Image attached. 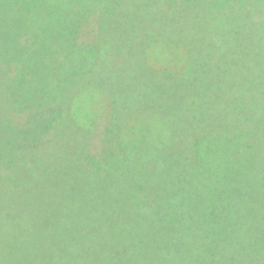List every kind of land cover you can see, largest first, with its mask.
I'll return each instance as SVG.
<instances>
[{"label":"rangeland","instance_id":"rangeland-1","mask_svg":"<svg viewBox=\"0 0 264 264\" xmlns=\"http://www.w3.org/2000/svg\"><path fill=\"white\" fill-rule=\"evenodd\" d=\"M6 1L11 3H1L0 8H10L9 14H13L12 16L0 15V23L6 31L5 34H0V47H5L11 57H18V51L27 49L16 42V38L22 36L24 41L27 40L30 43L32 39L40 40L39 48L35 47L32 51L37 55H43L41 56L43 63L51 61L61 63L63 58L65 63L72 61L78 63L83 69L78 77L83 80L79 82L77 65L74 67L75 75L71 76L72 85L64 87L66 95L58 104V112L62 111V114L66 112L68 116L70 103L76 101L80 104L81 108L77 111L79 121L75 123L76 117L72 119L71 116L67 124H59V121L56 123L58 128L53 134L57 135L59 130L62 132L61 129L71 130L68 125L72 124V127L78 129L76 124H79V128H82L80 126L85 127L83 130L86 131L85 136L88 138L87 140L83 137L79 139L82 147L79 150L90 144L92 147L85 151H79L78 148L71 149L70 154L65 156V160L62 156L57 157L56 164L63 167L67 158L81 159L87 154H94L95 149L99 165L105 162L95 174L96 176L91 179L82 178L85 175L84 171L72 166L56 174H51L48 170L43 173L48 176L44 175L42 180L33 182L31 177L36 176L34 168L26 167V179L18 188L15 183L8 185L5 182L7 178L10 181H14L15 178L0 170V229L4 226L5 219L9 217L10 209H14L18 201L22 204L35 205L34 208L39 207L28 222L25 220V223H22L28 225L27 228L19 229L23 220L21 213H18V218L12 225L14 234L20 231L15 245L17 247L21 245L20 254L28 259V264H51V259L57 256L61 257L60 264H129L123 254L116 253L112 259L111 256L107 257L102 248L105 245L111 250L116 248V231L125 224L124 221L116 219L114 209L119 208L116 210V212L119 211L118 217L125 218L128 214L134 215V211L142 201L137 192L127 193L116 190V186H120V184L115 185L118 183V178L112 177L106 182L102 180L101 177L109 175L108 169L115 164L109 158L116 154L117 159L122 162L130 158V154L135 156L139 153L148 154L154 151L156 155L157 147L162 145L166 139L164 135L171 138L176 135L175 138H178L179 143L187 141L199 143L200 138L203 139L208 134L196 132H209L218 127L219 135L222 137L225 127L229 128L231 123L237 124L238 119L242 120L243 114L224 115L218 109H213V105L227 102V99L231 98V96L227 97L228 93H232L233 87L237 85L251 88V264H264V0L183 1L188 6L207 7L200 8L201 13H204L200 21L210 24L222 12L232 11L236 6L244 5L248 11H251L249 16L243 14L240 18L235 13L234 18L232 20L230 18L231 21L225 19L217 22L215 24L216 34L222 37H217L218 43H211V32L205 30L210 25L202 30L198 22L192 18L186 26L185 20L182 19V23L174 28L170 24L163 26L148 20L151 15L148 9H158L153 6L155 4L153 0L119 2L117 0H53L55 4L60 2L57 7L60 8L59 10L62 9L64 14L58 13V9L53 4L52 6L44 4V0H22V2L16 0L19 6L17 3L13 4L14 0ZM179 2L181 1L177 0V3ZM23 3L31 5L30 8L34 11L39 10L35 19H33L34 16H29L30 21L35 22L34 26L23 20L26 13ZM20 8H24L21 14L18 10ZM53 10L58 14H51ZM113 13L119 15V18L122 17L124 22L129 21L128 15H130L134 19L133 22H136L135 26L129 31L122 30L120 21L110 19L109 15ZM103 15H106L107 24L102 26L104 29L101 33L102 47L96 57L97 47L94 42L100 31L97 30V22L101 23ZM51 19L53 20L50 21ZM9 23L12 24V34L7 33ZM83 24L87 26L90 24V27L86 28ZM126 38L141 40L139 49L134 46L126 49L125 52L128 54L125 60L123 56L113 58L118 47H121L120 40ZM158 38L163 41L161 44L163 48H160L163 55L158 57L157 50L155 51L153 60L155 79L142 77L141 87L137 90V83H140L133 80L136 78L133 70L136 73L141 71L142 74L144 70L146 71L147 56H144L142 51L145 46L144 39L155 41ZM164 39H171L175 46L188 49L185 50L188 56L183 55V52L172 53L174 47L165 43ZM243 42H247V47L251 50H246L244 47L238 48L244 44ZM148 47L154 52L152 45ZM218 47H222L223 50L219 51ZM129 55L130 62H128ZM97 58L101 66L95 72L93 63ZM178 61H181L178 70L181 71L180 77L171 79L170 76H174L175 73H171L170 68L173 69ZM6 64H0V70L9 67L10 73L15 71L16 67L11 59ZM249 64H251V76L246 72L244 76H241V68L246 69ZM60 67L61 65L57 66L58 71H61ZM50 69L55 70L56 68L51 67ZM233 74L238 76L234 77ZM88 82L89 85L85 87ZM77 84L79 85L76 89ZM24 92V90L16 91L19 100ZM93 95L95 97L91 99ZM100 98L103 101L102 106L97 105ZM35 100L36 97L32 93L29 98L24 99L26 103L32 104L36 103ZM41 104V101L33 104V109L37 110ZM11 105L12 103L5 105V97L0 89V135L2 133L0 140L9 139L10 132H13L15 143L20 140V144H28L33 146L32 148L38 147L43 143L42 139H38L43 134L50 133L48 128L46 129V125L34 128L32 117L35 114H28V112L20 114L16 110L13 111ZM44 108L46 110L45 104ZM27 128L30 129L29 137L23 139L21 134L27 131ZM33 136L34 141L33 138L31 139ZM58 143L57 148L61 149L60 145L63 140H59ZM172 144L173 142H170L164 147ZM99 147H103V151L98 152ZM38 151L39 155L35 152L25 154L24 162L35 160L37 156L44 160L46 150L37 149V153ZM5 155H8V151L0 145V158H6ZM158 164L160 168V163ZM235 166L236 170L232 168L234 172L238 169L236 164ZM8 167L9 165L6 168ZM219 167L222 166H217ZM82 179H88L92 189V192H87L85 203L80 201L73 208L72 205L60 204L63 209L72 210L67 219H62L65 217L62 216L57 220H50L43 215L45 209L52 208V204L47 199L51 198L52 202L59 199L61 189L57 192L56 188H53L54 181L74 183L77 180L82 182ZM27 181L32 186L31 188L25 187ZM60 184L61 188L63 185L67 186L68 183ZM66 198L64 196V200ZM147 204L149 212L145 217L151 219L156 215L157 204L152 202L151 198H147ZM169 208L170 206L164 212L167 213ZM84 214H89L90 217L85 218L82 223L77 222L76 220ZM135 221L130 219L128 226L132 227ZM143 223L148 224L146 221ZM51 227L54 230L51 231ZM137 229L133 228L131 233L133 234ZM105 230L109 233L106 234ZM245 230L244 227V232ZM14 234L9 232V242L15 240ZM248 238L249 236H246L247 241ZM4 239L5 234L0 233V241ZM220 241L222 243L224 239ZM201 252H204L203 248L199 249V253ZM12 257L15 256L12 255Z\"/></svg>","mask_w":264,"mask_h":264},{"label":"trees","instance_id":"trees-1","mask_svg":"<svg viewBox=\"0 0 264 264\" xmlns=\"http://www.w3.org/2000/svg\"><path fill=\"white\" fill-rule=\"evenodd\" d=\"M14 1L13 4L15 5L17 3L19 6V3L16 0ZM20 1L22 2V0ZM179 1L181 2L177 3V0H153V3H155L153 6L158 9H148L151 11L148 20L163 26H165V24H170L174 28L179 23H182V19L185 20L186 26V23L192 18L198 22L202 30H204L205 26L210 25V27L205 30L211 32V43H218L219 39L217 37H221V35L216 34L217 30L215 29V24L217 22L225 19L230 20V18L232 20L235 13L238 14L240 18L243 17V14L247 16L251 14V11H248L244 5H240L239 7H233L232 11L222 12L214 19L213 23L210 24L209 22L200 21L203 19L204 14L201 13L200 8L207 7L201 6L199 8L197 5L188 6L183 2L187 0ZM5 2L8 1L1 0L0 5ZM43 3L48 6H52L51 4H53V6H56L58 9V13H63V10H59L60 8L57 7L60 2L55 4L53 0H44ZM23 4L26 10L23 20L34 26L35 22L30 21L29 16H34L33 19H35L39 10L34 11L33 8H30L31 5L29 6L26 3ZM121 7L120 5V8ZM171 8L174 10H170ZM18 10L21 14L24 8ZM9 11L10 8H0V15L12 16L13 13L9 14ZM52 13L58 14L54 10L51 14ZM51 14H49L50 17ZM128 16L129 21L124 22V19L122 17L119 18L120 16L115 13L109 15L110 19L120 21L121 29L125 31L131 30L135 26L134 23H136L133 22L134 19L130 17V15ZM91 17L92 15L90 18ZM105 17L106 15L103 17L101 23L97 22V30L99 29L100 31L96 35L94 42L97 47V51H95L96 57L100 53V48L102 47L103 36L101 33L104 30L102 26L107 24ZM100 19H102V17ZM52 20L53 19L50 21ZM83 25H85L86 28L90 27V24H88V26L87 24ZM8 27L9 31L7 33L12 34V24L9 23ZM40 28H42L41 25ZM149 29L151 28L149 27ZM186 30L187 29H185V31ZM5 32L3 25L0 23V34H5ZM38 32L44 34V32ZM16 42L27 48L26 50L21 49V51H18V57H11L5 47H0V64L7 65L6 62L11 59L16 67L15 71L11 73L9 72L11 71L9 67L0 70V89L5 97V105L12 103V110H16V112L20 114L24 112L35 114L32 117L34 128H39V125H46V129L48 128L50 133H46V135L43 134L38 139H42L43 143L36 148H32L33 146L28 144H20V140L15 143L13 132H10L11 135L9 139L0 140L1 147L6 148L8 151V155H5L6 158H0V170L15 178L14 181H10V179L7 178L5 182L8 183V185H13L15 183L18 188L26 179V167L34 168L36 176L31 177L33 182L42 180L44 175L48 176L47 174H43L48 170L51 171V174H56L64 172L67 168L72 166L81 168L82 172L84 171L85 175L82 178L91 179L93 176H96L95 174L105 163L99 165L96 149L94 154H87L81 159H73L70 157L72 159L70 160L67 158V162L63 167L56 164L57 157L60 158L62 156V159L65 160V156L70 154L71 149L75 150L78 148L79 150L82 148L79 139H82V137L86 140L88 139L85 136L86 131L83 130L85 127L80 126L82 128H79V124H76L78 126V129H76L72 127V124L68 125L71 130L68 128L65 130L61 129L62 132L59 130L57 135L56 133L53 134L58 128L56 123L59 121V124H67L69 120H71V117L72 119L76 117V120H74L75 123L79 121L77 118V111L81 108L80 104H77L76 101L70 103L69 116L66 112H64V114H62V111L58 112V104L62 102V99L66 95L65 88L72 85L71 82L73 79H71V76L75 75L74 67L77 65L78 68L77 79L80 74H82L83 69L78 63L72 61L65 63L63 58L61 63H56V61L43 63L41 58L43 55H37V53L32 51L35 47L39 48L40 45H38V43H40V40L32 39L30 43L27 40L24 41V38L20 36L16 38ZM139 42L141 43V40L135 38L121 39V47H118L115 55L112 57L117 59L118 56L119 58L123 56L125 60L128 54L125 50L130 49L132 46L139 49ZM164 42L174 47L172 53L183 52V55L188 56V53L185 51L188 49L175 46L173 40L164 39ZM162 43L163 41L159 38L155 41L144 39L145 46L142 51L143 55L147 56L146 71L144 70L142 74L141 71L136 73V71L132 69L136 77L133 80L140 83H137V90L141 87L142 77L145 76V79L148 77L149 79H155L156 72L153 70V60L155 59L156 50L158 57L163 55L160 49L163 48L161 46ZM243 43L244 44L238 48L244 47L246 50H251L247 47V42ZM149 45H152L154 52L149 49ZM222 50V47H220L219 51ZM130 61L131 57L129 55L128 62ZM67 64L68 66H66ZM179 64H181V61L174 64L175 66H173V69L175 70L170 68V72L175 73L174 76L169 73L171 79H178L180 77L181 71H178L180 68ZM58 65H61L60 68L62 72L58 71ZM100 66L101 62H98L97 58L96 62L93 63V68L94 70L96 69L95 72ZM51 67H55L56 69H50ZM245 72L246 74L250 73L251 76V64H249L246 69L242 67L240 75L244 76ZM233 76L237 77L238 75L233 74ZM82 80V78L78 79L79 82H82ZM78 85L79 84L75 86L76 89ZM88 85L89 82L85 87ZM27 89L30 90L27 91ZM17 90L25 91L20 100L16 95ZM31 93L35 95L36 103L38 101L42 102L37 110H34L32 106L36 103L32 104L24 101L26 97L29 98ZM84 94H82V96H84ZM229 96H231V98L227 99V102L213 105V109H218L224 115L243 114V122L238 119L237 124L231 123V125L228 126L229 128L225 127L223 134L226 137L224 135L222 137L226 142L220 137V129L218 127L209 132H196L193 130V132L208 135L204 138L202 137L203 139L200 138L199 143H189L188 141L186 143H179L178 138H175L176 135H174L173 138L164 135L166 139L162 145L157 147L158 153L156 152V155H154V151L148 154L139 153L135 156L130 154V158L124 159L122 162L117 159L116 154H113L109 158L114 161L115 164H112L108 169L109 175L99 177L105 182L112 177L118 178V183H115V185L120 184V186H116V190L120 192L125 191L127 193L137 192L142 203L134 211V215L128 214L125 218L123 216L118 217L119 211L116 212V210L119 208L114 209L116 219L124 221L125 224L116 231V248L111 250L107 245L102 248L107 257H112L116 253H120L123 254L129 264H239V262L240 264H251V88L241 85L234 86L232 93H228L227 97ZM94 97L95 95H93L91 99ZM101 98L98 101V106L103 102ZM5 120L9 121L8 119ZM29 130L27 128V131L25 130L24 133L21 134L23 139L29 137ZM1 137L2 133L0 135V138ZM32 138L34 141V136L31 137V139ZM59 140H63V143L60 145L61 149L57 148L59 145L57 142ZM166 140H172L170 142H173V144L164 147L170 143ZM91 147L92 144L88 147L84 146L83 149L79 151L89 150ZM37 149L46 150L45 153L47 154L45 159L41 160L37 156L35 160L24 162L23 156L27 153L35 152L36 155H39ZM103 149V147H99L97 151L101 152ZM224 156H227L226 159H222ZM158 162L160 163V168ZM235 164L238 167L236 172L233 170H236ZM8 165L9 167L6 168ZM217 166L226 168H217ZM88 167H90V169ZM82 180V182L77 180V182L74 183L59 180L54 181L52 184L53 188H56L55 190L57 192L61 189L58 196L59 199L54 202H52L53 200H51V198L47 199L50 204H52V208L45 209L43 215L50 220H57L58 217L62 218V216H65L62 219H67L72 210L63 209L60 204L72 205L73 208L75 205L79 204L78 202L80 201L85 203L87 192H92V189L89 186L90 181H88V179ZM62 182L68 183L69 185H63L60 188V183ZM27 186H29V188L32 187L28 181L25 187L28 188ZM48 196H50L49 193ZM64 196L67 197L66 200H64ZM147 198H151V201L157 204L155 208L156 215L152 216L151 219L145 217L149 212ZM34 206L35 205L22 204L18 201L14 209H10L9 217L5 219V224L0 229V233L5 234V239L2 242L0 241V264H28V259L23 258L20 254L21 245L19 247L15 245L19 239L20 231L14 234L12 225L16 222L18 213H21L23 215V220L19 229L27 228L28 225L22 223H25V220L28 222L32 214L38 211L39 207L34 208ZM169 206V211L165 213L164 210ZM136 212L139 215L136 214ZM25 217L27 218L25 219ZM83 217H80L79 220L76 221L82 223L85 218L90 216L89 214H84ZM130 219L136 220L132 227L131 225L130 227L128 226ZM145 221L148 224L144 225L145 223L143 222ZM236 226L237 228H235ZM244 227L246 228L245 232ZM133 228L138 229L132 234L131 231ZM50 230L52 231L54 228L51 227ZM113 230L114 228L112 231ZM9 232L15 235V240L13 242H9ZM105 233L108 234L109 231L105 230ZM131 234L132 236L130 237ZM246 236H249L248 241ZM221 239H224L222 243H220ZM201 248L204 249V252L199 253V249ZM12 255L15 257H12ZM60 259V256L54 257L51 259L50 263L60 264ZM112 259L114 258L112 257Z\"/></svg>","mask_w":264,"mask_h":264}]
</instances>
